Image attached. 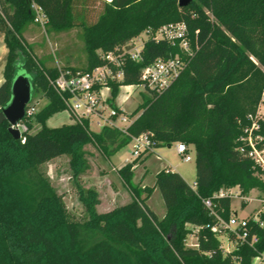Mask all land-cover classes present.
Listing matches in <instances>:
<instances>
[{
	"label": "trees",
	"instance_id": "trees-1",
	"mask_svg": "<svg viewBox=\"0 0 264 264\" xmlns=\"http://www.w3.org/2000/svg\"><path fill=\"white\" fill-rule=\"evenodd\" d=\"M35 1L44 8L52 29L84 30L88 53L84 71L105 62L98 49L114 51L143 31L156 32L170 23L187 25L194 53L185 57L178 44L149 37L143 62L126 59L124 80L109 86L113 99L120 86L140 83L144 65L177 54L188 61L169 88L145 91L149 95L144 94L131 114L126 131L109 125L92 131L87 118L51 128L47 119L66 109L49 78L55 79L60 70H41L23 39L34 22L31 0H0V31L8 48L0 112L12 98V81L21 67L32 75L34 90L43 89L48 98L37 113L42 125L38 131L15 139L8 121L0 123V264H252L264 253V226L250 217L245 240L212 227L219 217L229 220L234 214L232 198L216 196L221 189L239 185L247 195L254 188L264 192L254 161L239 150V139L251 124L247 117L257 113L264 93V0H193L186 7H180L179 0ZM259 123L264 136V120ZM141 134L151 135L157 147L180 141L193 145L195 187L170 167L160 170L156 186L166 214L159 218L147 204L153 188L143 190L133 182L134 167L143 155L119 169L131 192L129 203L99 213L97 190L80 186L86 216L74 219L42 165L68 154L77 177L89 168L86 145L110 158ZM208 198L213 209L205 205ZM260 219L264 221V213ZM192 234L197 247L186 245ZM222 234L234 243L231 251L222 247ZM254 236L258 240L253 243Z\"/></svg>",
	"mask_w": 264,
	"mask_h": 264
},
{
	"label": "rangeland",
	"instance_id": "rangeland-1",
	"mask_svg": "<svg viewBox=\"0 0 264 264\" xmlns=\"http://www.w3.org/2000/svg\"><path fill=\"white\" fill-rule=\"evenodd\" d=\"M149 34L143 31L133 39H141L147 41ZM23 39L27 46L36 57L37 65L41 70L64 68L75 69L84 72L88 65V53L86 49V40L84 30L80 27L55 30L48 25L43 28L36 23L27 26ZM132 39V40H133ZM102 52L98 49L97 53ZM8 60V48L5 41L4 31H0V79L4 80V74ZM21 65V64H20ZM49 77V76H48ZM52 80L51 77H49ZM144 94L149 93L142 91L141 88H134L131 85L120 86L118 94L113 99L112 89L104 87L102 91L103 99L115 105V102L122 106L129 114H132L141 104ZM48 98L43 89L35 86L32 101L27 108L34 111V114L26 117L19 124V128L23 135L26 132H36L42 125L38 120L37 113L47 104ZM114 102V103H113ZM78 116L68 107L56 112L46 121L47 126L54 128L64 125L74 124L78 121ZM100 118L92 119L90 129L92 131H100L101 127L97 124ZM89 168L86 172L79 174L77 177L73 175L70 166V157L68 154L61 155L42 165L43 171L49 177L52 185L57 193L61 196L70 215L76 220H82L86 216L85 208L79 197V187L94 188L98 192L99 203L96 208L99 213H105L117 206L127 204L131 201V192L123 184L119 169L117 166L126 164L129 160L135 159L132 155L133 144L122 148L118 154L112 159L113 165H109L104 157L105 155L94 145L88 144L84 147ZM193 160L189 162L183 161L182 157L176 153L175 143L170 147L168 145L158 147L155 153H149L143 156L146 160L139 161L134 167L133 182L138 184L143 190L146 186L153 188L151 196L147 200V204L154 210L159 218H163L166 214V206L159 188L156 186V175L168 164H173L186 177L190 185H194L196 181V165H195V148L190 145ZM106 166L102 169L101 164ZM131 162V161H130ZM105 164V165H104ZM118 169V172L116 171ZM234 169L230 170V174L234 175ZM109 174L108 179L104 176ZM144 175V176H143ZM144 178V179H143ZM143 179V186L139 181ZM225 188V187H224ZM241 190L239 185L232 187V194H237ZM146 195L143 191L142 196ZM244 198L232 195V211L237 212L239 217H254L264 213V192L257 188L251 190L247 195L243 193ZM222 247L226 250L229 247L232 250V242L226 234L219 236ZM188 247H197L198 239L196 236L190 235L186 241Z\"/></svg>",
	"mask_w": 264,
	"mask_h": 264
},
{
	"label": "built area",
	"instance_id": "built-area-1",
	"mask_svg": "<svg viewBox=\"0 0 264 264\" xmlns=\"http://www.w3.org/2000/svg\"><path fill=\"white\" fill-rule=\"evenodd\" d=\"M30 7L34 12V23L45 28L49 23V18L44 8L35 0H31ZM147 33L149 37H153L157 41L165 39L172 45L178 44L185 57L192 56L194 53L190 45L189 30L184 22L166 24L156 32L147 30ZM145 43L146 41L141 39H133L127 45L117 47L114 51L100 52V58L105 60L103 64L84 72H75L70 68L61 69L59 75L55 79L50 80V83L62 97L66 107L80 116L78 121L95 115L100 118L98 121L99 125H109L126 131V128L133 121L131 114L121 107H114L108 102L109 98L103 99L102 91L104 87H109L110 83H119L124 80L126 59L129 58L137 63L143 62ZM185 57L177 54L173 57L160 58L144 65L141 69L140 83L131 86L141 88L142 91L147 92H163L179 78L186 68L188 61ZM32 114H34V111L26 108V116H31ZM247 118L251 121V124L244 129V133L239 139L241 142L239 150L254 161L255 166L258 168L256 174L264 180V136L259 133V120H264V93L257 113L255 115L249 114ZM19 124L16 126L17 128H19ZM131 143L133 144L132 155L135 158L155 153L158 148L156 146L157 142L149 134L136 136ZM175 150L183 161L189 162L193 160L189 144L181 141L176 142ZM232 195L244 198L242 190L237 194H232V187L221 189L216 196L232 197ZM204 202L208 208L213 209L212 199H205ZM253 219L259 222L261 226H264V221L260 219V215L254 216ZM249 221L250 217H239L238 214H233L229 220L219 217L218 224L214 225L212 230L216 232L223 229L245 240L248 237ZM194 230L197 231L198 227ZM257 240L258 238L254 236L252 242H257ZM252 264H264V253L254 257Z\"/></svg>",
	"mask_w": 264,
	"mask_h": 264
},
{
	"label": "water",
	"instance_id": "water-1",
	"mask_svg": "<svg viewBox=\"0 0 264 264\" xmlns=\"http://www.w3.org/2000/svg\"><path fill=\"white\" fill-rule=\"evenodd\" d=\"M193 0H179L180 7L189 6ZM12 98L0 112V123L8 121L9 132L15 139H21L22 131L16 126L25 119L26 108L34 94L32 75L23 67L19 68L12 81Z\"/></svg>",
	"mask_w": 264,
	"mask_h": 264
},
{
	"label": "crops",
	"instance_id": "crops-1",
	"mask_svg": "<svg viewBox=\"0 0 264 264\" xmlns=\"http://www.w3.org/2000/svg\"><path fill=\"white\" fill-rule=\"evenodd\" d=\"M106 1H111V0H106ZM4 80L2 79H0V85H1V83L3 82ZM115 104L118 106V107H121L122 108V106L119 104H117L116 102H115ZM93 118H95V115H91V116H89L87 119L89 120V122H90V125H91V121H92V119ZM97 124H98V121H97ZM99 125V124H98ZM100 127L102 128L103 126H101L100 125ZM101 130V129H100ZM96 132H99V131H96ZM169 147H170V145H168ZM118 154V152L115 154V155H113V156H111L110 158H108V157H106V156H104V157H106L105 159L107 160V163L109 164V165H113L114 163H113V158L116 156ZM144 160H146V157L145 158H143ZM134 160V159H133ZM132 159L131 160H129L127 163H129L130 161L132 162L133 161ZM144 160H142V162L144 161ZM126 163V164H127ZM99 164H101V162H99ZM105 165V164H104ZM125 165V164H124ZM124 165H122V166H124ZM122 166H117L118 167V169H120ZM136 166H138V164L136 165ZM101 167H102V169H104L106 166H103L102 164H101ZM166 167H170L173 171H177V172H179L185 179H186V177H185V175L177 168V167H174V165L173 164H168ZM165 168V167H164ZM118 169H116V171L118 172ZM159 172V171H158ZM144 176V175H143ZM108 177H109V174H106L105 176H104V179H108ZM144 179V178H143ZM143 179H141V181H139V183H141L143 186H146L145 184H143ZM187 180V179H186ZM123 182V181H122ZM188 182V181H187ZM124 184V183H123ZM195 185H196V181H195V184L194 185H191V186H193V187H195ZM149 206V205H148ZM150 207V206H149ZM150 209H152L151 207H150ZM153 210V209H152ZM154 211V210H153ZM234 214H238L237 212H233ZM229 239V238H228ZM230 240V239H229ZM231 241V240H230ZM232 242V241H231ZM234 248V243L232 242V249ZM226 250H229V251H231V249L229 248V247H227L226 248Z\"/></svg>",
	"mask_w": 264,
	"mask_h": 264
}]
</instances>
